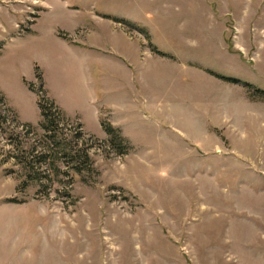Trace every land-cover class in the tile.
<instances>
[{
	"label": "rangeland",
	"instance_id": "374dc122",
	"mask_svg": "<svg viewBox=\"0 0 264 264\" xmlns=\"http://www.w3.org/2000/svg\"><path fill=\"white\" fill-rule=\"evenodd\" d=\"M0 94V264H264V0H0Z\"/></svg>",
	"mask_w": 264,
	"mask_h": 264
},
{
	"label": "trees",
	"instance_id": "16d2710c",
	"mask_svg": "<svg viewBox=\"0 0 264 264\" xmlns=\"http://www.w3.org/2000/svg\"><path fill=\"white\" fill-rule=\"evenodd\" d=\"M28 85L31 87V84L28 83ZM38 94V105L39 108L41 110L42 113V123H41V127L45 130L46 133H57L58 132V116L60 114V111H58V109L56 108V106L54 105V103L52 101H49L47 98H45L43 95L40 94V91H37ZM0 100H3V96L0 94ZM104 125V128L106 130V132L108 134H110L111 136V142H113V140L115 141V137H119L116 129H114L110 124L107 123H102ZM27 128H29V125H26ZM50 139H52V137L50 136ZM55 145L57 146L58 143L55 142ZM62 145V144H59ZM62 149L67 150L66 145H63ZM69 150H72L69 148ZM70 153H65L64 156L66 157H70V161L71 163L75 162L74 158L71 155L72 151H69ZM82 155L78 158V162H77V170L80 171L81 169H90L91 168V163H90V159L88 157L87 151L83 150L81 151ZM69 164V163H68Z\"/></svg>",
	"mask_w": 264,
	"mask_h": 264
}]
</instances>
